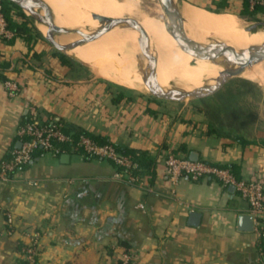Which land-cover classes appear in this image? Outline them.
I'll return each instance as SVG.
<instances>
[{
	"label": "crops",
	"instance_id": "crops-1",
	"mask_svg": "<svg viewBox=\"0 0 264 264\" xmlns=\"http://www.w3.org/2000/svg\"><path fill=\"white\" fill-rule=\"evenodd\" d=\"M188 1L205 8L226 1L236 15L244 2ZM0 75L19 85L11 97L0 77V163L20 145L18 128L31 106L42 119L57 116L151 159L141 183H130L114 177L110 159L70 147L36 149L0 178V264H117L126 256V264H263L256 231L239 228V215L249 212L236 188L213 177L173 184L164 163L172 152L234 166L238 178L264 176V114L254 98L129 93L73 59L63 63L34 33L0 36ZM33 238L38 251L30 261L24 248Z\"/></svg>",
	"mask_w": 264,
	"mask_h": 264
},
{
	"label": "bare ground",
	"instance_id": "bare-ground-1",
	"mask_svg": "<svg viewBox=\"0 0 264 264\" xmlns=\"http://www.w3.org/2000/svg\"><path fill=\"white\" fill-rule=\"evenodd\" d=\"M44 1L57 23L81 27L83 30L99 25L93 17L94 14L111 18H137L156 48V78L160 83L173 81L178 87L189 90L216 77L221 70V66L204 58H194L179 47L173 37L172 26L168 22L167 5L163 0V12L156 9L145 10L141 0ZM181 11L184 29L193 41L225 45L229 49L240 50L264 38V29L261 26L256 27L258 31H247L246 28L252 27V23L248 24L245 19L230 11H210L188 1L183 2ZM39 27L46 32L45 24H39ZM78 37L77 34H63L57 36V40L69 43ZM141 41L142 36L133 27H118L95 40L77 45L69 53L88 63L99 77L110 78L121 85L148 92L149 88L141 75L144 66L138 64ZM241 76L264 86V59L248 66Z\"/></svg>",
	"mask_w": 264,
	"mask_h": 264
},
{
	"label": "water",
	"instance_id": "water-1",
	"mask_svg": "<svg viewBox=\"0 0 264 264\" xmlns=\"http://www.w3.org/2000/svg\"><path fill=\"white\" fill-rule=\"evenodd\" d=\"M10 1L15 3L29 16L37 30L57 51L66 54L68 57L92 72L93 70L88 63L71 55L69 51L77 45H82L97 39L111 29L118 27H133L142 36L141 52L138 61V64H143L144 66L141 69V75L144 79L145 85L149 88L148 92L154 97L161 99L189 101L208 97L221 90L223 86L233 78L241 76V73L248 66L254 65L264 59V38L260 41H256L248 48L240 50L229 49L225 45H213L203 41L191 40L184 29V19L181 11L183 2L188 0H163L167 5L168 22L172 26L173 37L176 39L179 47L191 54L194 58H204L221 66V70L217 73L216 77L204 81L199 87L185 90L178 87L173 81L163 84L157 80V51L152 44L147 31L141 26L137 18L132 16L111 18L94 14L93 17L97 19L99 25L92 29L83 30L81 27L64 26L57 23L50 12L48 4L44 0ZM238 16L241 17V15ZM39 24H45L47 26L46 32H43L40 29ZM257 26H261V28L264 29V20L252 22V27H247L246 30L251 32L258 31V29H256ZM63 34H77L79 37L69 43H61L57 40V36ZM230 188H234V186L230 185ZM191 215L196 218L199 214L193 211ZM239 228L247 231L253 230V217L251 214L242 213L239 215Z\"/></svg>",
	"mask_w": 264,
	"mask_h": 264
},
{
	"label": "built area",
	"instance_id": "built-area-1",
	"mask_svg": "<svg viewBox=\"0 0 264 264\" xmlns=\"http://www.w3.org/2000/svg\"><path fill=\"white\" fill-rule=\"evenodd\" d=\"M264 4V0H250ZM13 31L7 26V20L3 12V3L0 0V36L10 38ZM7 93L13 97L19 92V85L14 79L4 80ZM63 124L57 121V117L49 116L47 119L39 117L34 106L30 108L28 119L20 124L18 135L21 143L10 152V156L0 163V178L8 179L12 172L31 160L33 153L38 148L60 152L57 143H72L73 148L83 154L93 157H103L113 161L118 169L114 177L126 179L130 183H141V176L135 173L138 165L129 155L120 153L112 143H98L86 134H80L74 140L71 134L62 129ZM166 173L171 183L176 184L184 176L192 180H200L213 177L224 186L233 185L242 197L248 202V212L253 217V230L259 238L264 234V176L254 175L249 178H238L229 166L220 165L206 159H192L186 155L169 153L165 160ZM263 257L264 248L259 249ZM37 240L33 238L31 244L24 248L26 259L33 261L37 254ZM122 264H126L128 256ZM121 264V263H119Z\"/></svg>",
	"mask_w": 264,
	"mask_h": 264
},
{
	"label": "trees",
	"instance_id": "trees-1",
	"mask_svg": "<svg viewBox=\"0 0 264 264\" xmlns=\"http://www.w3.org/2000/svg\"><path fill=\"white\" fill-rule=\"evenodd\" d=\"M2 3H3V12H4V15H5L6 20H7V26L10 30L13 31V33H14L13 36L22 35V36H25L28 39H30V37L33 35L34 30H36V28H35L34 24L32 23V21L30 20L29 16L21 8H19L15 3H13L10 0H2ZM226 5H227L226 1H222L219 3V5L217 7H206V8H208L212 11H216V12L227 11L228 8ZM13 9L17 10L16 15L21 17L20 20H17L14 18V15L12 12ZM257 13H263L264 14V4L257 2L254 5H251L250 0H244L243 7H242L241 11L239 12V15H241V16L245 15V14H251V15L254 14L255 15ZM38 34H40V36L42 38H44L40 32ZM57 55L63 63H66V62L71 60L70 57H68L66 54H64L62 52L57 51ZM0 77L4 80L6 79V77H4L3 75H0ZM121 96H122V94H119L117 96V98H119ZM54 117H57V116H54ZM57 121H59L63 124L62 129L66 133L71 134V136L73 137L74 140H76L79 137V135L83 133V134L90 136L91 139H93L94 141H96L98 143H111L107 139H104L103 137H100V136H96V135L88 132L87 130L79 127V126H76L73 124H65L62 121V119L59 117H57ZM57 144L60 148V151L64 150V148H67V147L73 148L72 143L63 142V143H57ZM115 147L117 148V150L120 153L125 154V155H129L130 158L137 163L138 167L135 170V173L142 177L144 172L146 170H148V168L150 167V163H151V159H149L147 157L146 152L142 151V150L135 149V148H130V147H117V146H115ZM74 150H76V149H74ZM78 151H80V150H78ZM87 156L93 157V156H89V155H87ZM229 167L231 168L233 173L236 175V177H238L235 167L234 166H229ZM259 239H260L259 249L264 248V234ZM122 262L123 261L120 260V261H118L117 264H119V263L122 264Z\"/></svg>",
	"mask_w": 264,
	"mask_h": 264
},
{
	"label": "rangeland",
	"instance_id": "rangeland-1",
	"mask_svg": "<svg viewBox=\"0 0 264 264\" xmlns=\"http://www.w3.org/2000/svg\"><path fill=\"white\" fill-rule=\"evenodd\" d=\"M209 3L212 5L218 4V3H215L212 1H210ZM141 4H142L143 8L147 11H153V9L154 10L156 9L159 12H163V5H162L161 0H141ZM241 17L243 19H245L248 22V24L252 23L254 21L264 20V14L263 13H259V15L258 14H255V15L254 14H252V15L251 14H245V15H242ZM37 27H38V23H37ZM36 30H37V28H36ZM36 30H34L35 35L41 37L40 34H38L39 31L37 30L38 31L37 32ZM94 75H96V74H94ZM104 79L115 82L114 80H111L110 78H104ZM115 83H117V82H115ZM117 84H119V83H117ZM114 87L119 89V87H116V86H114ZM196 87H199V86H196ZM129 89H132V90H125V91H127L129 93L135 92V93H142V94L148 95V96H153L152 94H150L149 92H146V91H141V90H138L135 88H129ZM214 95H216L218 98L224 97L227 99H229L230 97H236V99H239V100H242L247 96L252 97L255 99V103H256L255 104V111H258L261 114H264V86H262L258 82L246 79L242 76H237V77L233 78L232 80H230L225 86H223V88L221 90L216 92ZM261 101H262V104H259ZM257 102H258V104H257ZM223 106L225 107V111L227 113L233 111V110L228 108L229 107L228 104L227 105L223 104ZM46 151L48 153H52V152L54 153L53 150H46ZM37 247H38V245H37Z\"/></svg>",
	"mask_w": 264,
	"mask_h": 264
}]
</instances>
